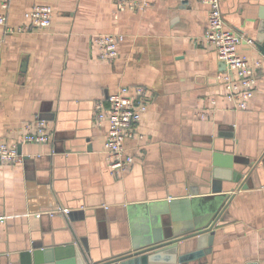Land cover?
<instances>
[{"label": "crops", "instance_id": "obj_1", "mask_svg": "<svg viewBox=\"0 0 264 264\" xmlns=\"http://www.w3.org/2000/svg\"><path fill=\"white\" fill-rule=\"evenodd\" d=\"M119 1L10 2L13 28L36 4L54 16L43 30L5 34L0 25V143L17 145L23 157L0 163V264L35 241L55 245L74 235L92 262L110 260L166 223L182 232L205 223L230 197L209 253L188 264H264V56L256 45L264 0H221L226 27L255 40L240 54L262 59L246 110L232 109L218 79L226 65L199 41L208 26L202 0H156L134 12L119 10ZM111 33L125 36L120 54L100 59L95 37ZM137 85L149 91L148 111L125 143L133 164L114 175L95 103ZM39 118L51 140L25 142ZM255 166L250 188L238 190L240 173ZM58 207L71 216L46 212Z\"/></svg>", "mask_w": 264, "mask_h": 264}, {"label": "built area", "instance_id": "obj_2", "mask_svg": "<svg viewBox=\"0 0 264 264\" xmlns=\"http://www.w3.org/2000/svg\"><path fill=\"white\" fill-rule=\"evenodd\" d=\"M156 0H120L119 10L144 11ZM187 1V0H182ZM207 6L208 26L200 38V42L212 46L219 59L225 63L226 70L219 74L218 79L223 83L225 95L233 110L248 109L250 100L256 94L259 81L258 69L262 59L252 60L239 52L243 42L254 45L255 40L226 27L221 0H202ZM11 0H0L2 13L0 25L5 27L6 33L25 32L33 29H48L53 23V8L48 4H36L24 13L26 23L17 28L9 25V10ZM123 34H101L95 37L98 57L103 60H115L120 52L119 46L124 40ZM4 35L0 36V52L4 44ZM148 89L145 86H121L117 93L109 96L107 101L99 100L95 103L94 122L98 126L107 124V137L104 151L109 161L112 174L120 175L127 171L134 162V157L127 154L125 143L133 137L136 129L148 111ZM216 104V99H212ZM207 115L202 112V117ZM33 132L24 135L25 142L46 143L51 140L49 122L45 119H36ZM23 157L17 145L0 143V163L9 165L21 163ZM59 211L68 213L69 209L59 208ZM50 214L54 211H47ZM38 213L37 216H41ZM3 223L4 220H1Z\"/></svg>", "mask_w": 264, "mask_h": 264}, {"label": "water", "instance_id": "obj_3", "mask_svg": "<svg viewBox=\"0 0 264 264\" xmlns=\"http://www.w3.org/2000/svg\"><path fill=\"white\" fill-rule=\"evenodd\" d=\"M262 16L264 17V14ZM256 45L264 56V31L263 35L259 36ZM263 158L262 160H264ZM254 165L255 163L252 164V166ZM255 171L257 172L256 166L246 176L240 173L238 190L250 188L248 181L255 176ZM231 199L232 197H230ZM230 200L224 207L215 210L212 217L205 223L193 227L187 232L177 231L166 223L163 232L159 233L158 230H154L156 234L152 238H145L143 243H136L130 253L110 260L92 262L89 257V248L84 241L83 244L78 242L74 235L70 241L55 245L45 246L35 241L30 249L26 247L11 258L9 255L4 256L6 261L3 264H188L209 253L213 244L214 228L225 221L226 209ZM63 209L68 208L63 207ZM50 211H54L55 215H66L67 218L69 215L71 216L70 209L65 214L59 211V207ZM189 244L193 245L192 249H188Z\"/></svg>", "mask_w": 264, "mask_h": 264}]
</instances>
